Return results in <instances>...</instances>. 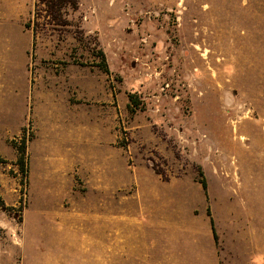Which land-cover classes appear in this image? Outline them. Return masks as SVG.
I'll return each mask as SVG.
<instances>
[{
	"label": "rangeland",
	"instance_id": "1",
	"mask_svg": "<svg viewBox=\"0 0 264 264\" xmlns=\"http://www.w3.org/2000/svg\"><path fill=\"white\" fill-rule=\"evenodd\" d=\"M0 264H264V0H0Z\"/></svg>",
	"mask_w": 264,
	"mask_h": 264
},
{
	"label": "trees",
	"instance_id": "2",
	"mask_svg": "<svg viewBox=\"0 0 264 264\" xmlns=\"http://www.w3.org/2000/svg\"><path fill=\"white\" fill-rule=\"evenodd\" d=\"M48 7L50 8V13H55L61 15L64 11L65 7L71 6L73 8L78 6V0H47ZM101 55L103 57L105 68H107L106 59L103 51H101ZM134 102H137L138 99L135 95L132 96ZM18 147V159L17 164L20 168V171L23 173L25 177L28 176L29 172V158L27 155V139L24 137L20 144H16ZM202 186L205 190H207V182L205 179L202 180ZM212 227L214 228V221L211 218Z\"/></svg>",
	"mask_w": 264,
	"mask_h": 264
}]
</instances>
